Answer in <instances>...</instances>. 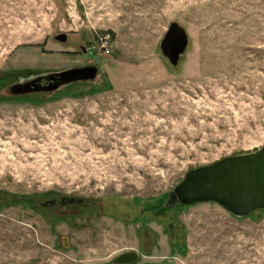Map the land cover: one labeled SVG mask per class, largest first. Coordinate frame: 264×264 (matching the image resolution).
<instances>
[{"label": "rangeland", "instance_id": "1", "mask_svg": "<svg viewBox=\"0 0 264 264\" xmlns=\"http://www.w3.org/2000/svg\"><path fill=\"white\" fill-rule=\"evenodd\" d=\"M88 65L95 79L8 91ZM263 144L264 0H0V264H264V210H157L189 170ZM65 195L84 203L38 202Z\"/></svg>", "mask_w": 264, "mask_h": 264}, {"label": "water", "instance_id": "2", "mask_svg": "<svg viewBox=\"0 0 264 264\" xmlns=\"http://www.w3.org/2000/svg\"><path fill=\"white\" fill-rule=\"evenodd\" d=\"M56 40L66 42L68 34L56 35ZM189 44L186 29L172 22L160 42V50L172 67L177 68ZM98 68L88 65L52 71L25 78L11 84L12 95L36 92H53L81 80L95 79ZM46 81V84L42 82ZM70 196H54L39 199L42 206L64 204ZM215 201L236 216H246L256 210H264V144L248 153L224 157L209 165L189 170L185 177L162 198L157 210ZM139 252L129 251L119 255L114 263H132L138 260Z\"/></svg>", "mask_w": 264, "mask_h": 264}, {"label": "built area", "instance_id": "3", "mask_svg": "<svg viewBox=\"0 0 264 264\" xmlns=\"http://www.w3.org/2000/svg\"><path fill=\"white\" fill-rule=\"evenodd\" d=\"M100 49L102 52L105 54H110L111 53V45H112V40L110 34H105L103 36H100Z\"/></svg>", "mask_w": 264, "mask_h": 264}, {"label": "flooded vegetation", "instance_id": "4", "mask_svg": "<svg viewBox=\"0 0 264 264\" xmlns=\"http://www.w3.org/2000/svg\"><path fill=\"white\" fill-rule=\"evenodd\" d=\"M43 84H46L47 82L46 81H44V82H42ZM83 204L84 203V200H76V199H68L67 200V202L66 203H64V204H58V205H56V206H59V207H61V208H64V207H66V206H71V205H76V204ZM45 207H52V205L51 206H45ZM62 213L65 215V214H69L70 212L69 211H62Z\"/></svg>", "mask_w": 264, "mask_h": 264}, {"label": "trees", "instance_id": "5", "mask_svg": "<svg viewBox=\"0 0 264 264\" xmlns=\"http://www.w3.org/2000/svg\"><path fill=\"white\" fill-rule=\"evenodd\" d=\"M82 204V203H81Z\"/></svg>", "mask_w": 264, "mask_h": 264}]
</instances>
